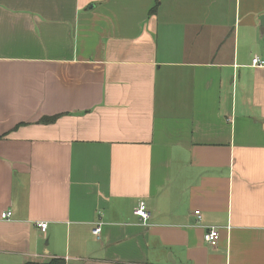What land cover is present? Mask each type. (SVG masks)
Masks as SVG:
<instances>
[{
    "label": "crops",
    "instance_id": "1",
    "mask_svg": "<svg viewBox=\"0 0 264 264\" xmlns=\"http://www.w3.org/2000/svg\"><path fill=\"white\" fill-rule=\"evenodd\" d=\"M155 5L0 0V264H264V0Z\"/></svg>",
    "mask_w": 264,
    "mask_h": 264
},
{
    "label": "built area",
    "instance_id": "2",
    "mask_svg": "<svg viewBox=\"0 0 264 264\" xmlns=\"http://www.w3.org/2000/svg\"><path fill=\"white\" fill-rule=\"evenodd\" d=\"M253 65L254 66H264V63L260 61L258 58L253 59ZM134 214L142 221L144 225H148L150 214L147 211L145 207V203H140L138 208L135 210ZM195 215L198 219H200V211H196ZM12 217V212L8 211L1 215V218L4 220H9ZM39 229H41L42 232H46L48 228V223L42 222L38 224ZM102 231L101 225H98L96 229L93 230V234L98 236L100 235ZM220 240V230L218 227H208L206 229V232L204 234V241L211 247H216Z\"/></svg>",
    "mask_w": 264,
    "mask_h": 264
},
{
    "label": "trees",
    "instance_id": "3",
    "mask_svg": "<svg viewBox=\"0 0 264 264\" xmlns=\"http://www.w3.org/2000/svg\"><path fill=\"white\" fill-rule=\"evenodd\" d=\"M159 3H160V0H156V5H155V7L151 10V13H154V12H156V10H157V8H158V6H159ZM56 119H57V117H48V118H44V119H42L41 120V123H43V124H52V123H54L55 121H56ZM49 264H61V263H59V262H55V263H49Z\"/></svg>",
    "mask_w": 264,
    "mask_h": 264
},
{
    "label": "water",
    "instance_id": "4",
    "mask_svg": "<svg viewBox=\"0 0 264 264\" xmlns=\"http://www.w3.org/2000/svg\"><path fill=\"white\" fill-rule=\"evenodd\" d=\"M261 26H262L261 32L263 33V31H264V16L261 18Z\"/></svg>",
    "mask_w": 264,
    "mask_h": 264
}]
</instances>
